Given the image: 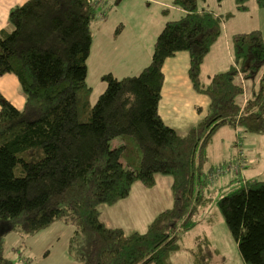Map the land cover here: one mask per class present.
<instances>
[{"label": "trees", "instance_id": "obj_1", "mask_svg": "<svg viewBox=\"0 0 264 264\" xmlns=\"http://www.w3.org/2000/svg\"><path fill=\"white\" fill-rule=\"evenodd\" d=\"M199 1L172 0L184 14L165 22L148 64L136 75L103 74L106 87L93 105L87 59L93 21L105 18L97 12L102 0H26L9 11V29L0 30V76H16L24 104L18 108L0 94V240L11 230L32 234L60 221L72 226L68 246L79 264H172L179 231L196 224L200 189L213 179L202 171L212 137L227 124L264 133L263 33H233L234 63L204 83L201 63L229 14L200 9ZM234 1L245 10L249 0ZM256 4L264 7V0ZM179 51L189 54L193 89L209 98L203 117L183 134L159 114L162 66ZM239 74L254 83L244 105ZM231 164L239 171V161ZM156 174L171 176L172 205L145 231L100 219V205L127 198L137 181L153 187ZM217 207L243 263L264 264V180L243 181ZM196 243L194 264L218 253L208 247L205 254L203 241ZM0 264H16L1 243Z\"/></svg>", "mask_w": 264, "mask_h": 264}, {"label": "rangeland", "instance_id": "obj_2", "mask_svg": "<svg viewBox=\"0 0 264 264\" xmlns=\"http://www.w3.org/2000/svg\"><path fill=\"white\" fill-rule=\"evenodd\" d=\"M206 5L213 11H221L223 15L229 14L226 26L228 31L245 32L258 29L264 37V7H259L256 0H249L245 10H239L234 0L221 2L206 0ZM206 5L201 2V9ZM159 7L158 4H154V0H102V5L97 6V12L98 15L103 13L110 23L116 22L121 28L126 27L131 30L134 28L135 33L138 34L144 28H149L148 31L153 30V23L158 25L155 22L160 16ZM149 9L152 18H146L144 15ZM157 11L158 14H156ZM135 15L139 18L134 25ZM97 22L98 18L93 21V30L96 29ZM90 67L87 82L93 90L92 97H90V104L93 105L98 95L104 91L106 83L100 80L97 70L93 71L91 63ZM177 130L182 131L180 128ZM117 142H120V137L114 139L113 145ZM234 161L240 162L239 171L231 169L230 165H234L231 164ZM221 167H224L226 172L220 175L214 173ZM202 171L212 173L213 179H209L200 189L199 193L203 198V203L196 208L192 217L196 224L188 230L179 231V248L170 254V261L172 264H194L193 252L199 240L203 241L202 249L205 254L210 247L212 251L218 249L219 252H223L226 258L222 260L221 257L213 254L209 257V262H204V264H244L240 259L236 241L219 212L217 200L239 187L245 180H264V133L247 132L241 127L234 128L229 124L221 127L208 145V156ZM155 179L156 183L154 187H151L152 189L146 186L144 188V185L137 181L127 199H121L113 205H100V219H104L112 226H120L126 232L145 231L149 223V215L157 214L172 205L171 176L156 174ZM143 193H147L149 197L142 198ZM133 202L136 204L130 206ZM138 202H140L139 205ZM143 209L146 210V216L137 217V212ZM134 212L136 213L133 214ZM62 224L56 221L48 228L32 234L13 230L4 233L1 235L0 243L5 257L16 264H79L68 246L72 226ZM0 230L3 232V227ZM207 241L210 244H207ZM203 257L201 260L204 259Z\"/></svg>", "mask_w": 264, "mask_h": 264}, {"label": "crops", "instance_id": "obj_3", "mask_svg": "<svg viewBox=\"0 0 264 264\" xmlns=\"http://www.w3.org/2000/svg\"><path fill=\"white\" fill-rule=\"evenodd\" d=\"M25 1L0 0V30L9 29V11ZM201 2L203 5H206V0H200L198 2L200 9ZM154 4L160 6L158 10L160 16L155 22L158 25L153 23V30L151 31H148L149 28H144L136 34L134 28L131 30V28L123 27L117 35H114V30L118 24L116 22L110 23L109 20L105 19L106 17L101 20L98 19L95 25L96 29L93 30V40L87 59L88 73L91 68V63L93 71L95 72L97 70L99 72L100 80L101 76L108 72L120 78L136 75L148 64L152 55L155 37L162 26L167 20L177 19L184 14L183 10L172 4V0H154ZM204 8L208 9L209 7L206 5ZM158 11L156 14H158ZM215 12L221 13V11ZM144 15L146 18L153 17L150 9ZM138 18L135 15L134 25L137 23ZM227 20H223L221 34L213 43L201 63L200 79L204 83H208L213 74L228 69L234 63L231 35L236 31L227 30ZM188 68L189 54L186 51H179L175 55L167 57L162 66L164 81L161 89V100L159 102V114L167 125L173 127L175 130L180 128L182 130L181 132L177 130L180 134L185 133L203 117L209 104V98L206 95L198 93L193 89L188 76ZM235 81L241 84L244 89L243 94L238 98L240 104L244 105L246 100L252 95L254 83L243 78L242 74H239ZM0 94L18 108H21L24 104V94L14 74L7 73L0 76ZM92 94L93 90L91 91L90 97H92ZM144 188L146 187L144 186ZM150 189L152 188L150 187ZM145 197H149V195L143 193L142 198ZM135 204L133 202L130 206H134ZM155 214L152 213L149 215V221ZM137 215V217H145L146 210L143 209L141 212H137ZM101 220L109 227H120L112 226L104 219ZM215 255L221 257L222 260L226 259L223 252L218 251Z\"/></svg>", "mask_w": 264, "mask_h": 264}]
</instances>
